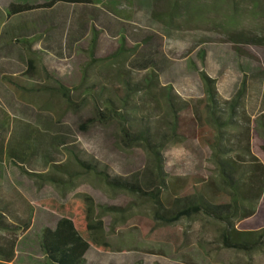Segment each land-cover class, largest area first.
<instances>
[{
	"label": "rangeland",
	"instance_id": "374dc122",
	"mask_svg": "<svg viewBox=\"0 0 264 264\" xmlns=\"http://www.w3.org/2000/svg\"><path fill=\"white\" fill-rule=\"evenodd\" d=\"M168 1L88 0L89 5L85 7L57 4L47 11L39 9L10 17L11 5L42 6L51 0H0V72L3 70L21 77L29 72L30 60L34 59V76H30L37 83L47 82L43 68L47 67L50 74L70 85L73 91L70 97L75 102L71 106L60 94L19 98L0 74V117L7 115L12 121L4 135L6 141L40 138L44 148H50V155L58 164L70 165V157L63 148L56 146L52 150L50 146L53 138L65 136L106 166L110 174L125 179H132L152 168L153 161L143 147L129 148L121 143L116 124L89 122L93 106L81 94L80 74L89 59L84 48L91 44L92 24H96L102 32L96 47L98 57L118 53L123 28L127 30L126 39L130 46L155 36L147 50L162 52L171 61L161 75V89L158 88L152 97L157 116H166L161 98L162 87H172L181 100L201 112L200 103L206 96L200 75L203 70L216 80L223 102L233 99L243 80L236 52L237 41L248 35L264 37V0H181L182 4L186 3L183 12H187L188 20L176 17L170 30L164 18ZM89 12L94 18L87 17ZM154 13L160 14L159 20L154 19ZM45 23L52 24L55 29L45 37L37 36L31 26H45ZM23 35H29V42L33 44L31 49L19 41ZM197 44L202 45L198 47ZM202 48L207 54V68L197 57ZM137 58L138 55H130L119 63L94 64L91 68L92 80L105 83L102 81L107 79V75H114L116 68L131 67L134 72L140 73ZM110 59L115 61L114 57ZM192 62L199 70L192 66ZM254 67L259 68L260 64L254 63ZM142 76L140 74L136 79ZM263 88V79L251 83L246 108L250 130L262 138L264 149V134L256 127V120L264 116ZM200 124L197 118V122L192 123L194 133L189 134L188 131V138L167 146L164 153L167 173L181 178L191 174L216 177L210 150L196 137L202 131L207 132ZM85 125H88L87 129H84ZM45 161L50 160L38 154L28 164L27 170L41 174L51 172ZM0 187L9 196L21 194L33 212L31 227L27 231L5 234L6 240H16L17 264H35L41 258L38 253L41 232L45 227H54L60 218L38 203L45 200L65 203L77 193L89 195L98 206L116 207L123 212L120 215H102L105 251L91 248L87 254L91 263L264 264V247L251 254L224 248L218 225L203 216L163 225L156 219L150 203L125 191L111 189L92 174L80 176L74 179L72 185L59 188L22 173L4 154H0ZM253 208V226L264 227V195Z\"/></svg>",
	"mask_w": 264,
	"mask_h": 264
},
{
	"label": "trees",
	"instance_id": "16d2710c",
	"mask_svg": "<svg viewBox=\"0 0 264 264\" xmlns=\"http://www.w3.org/2000/svg\"><path fill=\"white\" fill-rule=\"evenodd\" d=\"M168 2L164 18L167 19L170 30L173 29L176 17L187 21L188 14L183 12L186 3L182 4L181 0ZM57 4L85 7L89 2L51 0L42 6L11 5L9 16L39 9L47 11ZM89 13L87 17L94 18L93 13ZM154 16V19L159 20L160 14L154 13ZM31 27L35 29L37 36L42 37L55 29L52 24L47 23L45 26L35 24ZM123 31L118 53L98 57L96 47L102 32L97 29L96 24H92L91 44L84 48L89 59L81 69V94L93 106L90 124H116L121 143L129 148L143 147L153 161L152 168L132 179L114 176L106 166L65 136L55 137L50 143L52 150L59 146L70 157V165L58 164L51 157L50 148H44L40 138L7 142L4 135L12 122L7 115L5 118L0 117V154H4L22 173L59 188L72 185L74 179L80 176L92 174L111 189L125 191L150 203L156 219L163 225H174L183 219L203 216L218 225L220 242L224 248L247 254L262 250L264 227L255 228L251 219L255 213V203L264 195V149L261 146L262 138L250 130L246 103L251 83L264 80V37L248 35L237 41L239 46H236V52L243 80L233 99L223 102L217 91L216 80L203 70L200 75L206 96L200 103L201 112L187 101L181 100L172 87H162L161 98L166 115L162 117L157 116L152 97L160 88L163 70L171 61L162 52L147 50L148 45L152 46L155 36L130 46L126 39V28ZM81 37L84 38L85 35L82 34ZM19 41L29 49L33 45L29 42V35H23ZM130 55H138L136 63L140 73L134 72L131 67L116 68L114 75H107V79L102 81L105 83L92 80V65L119 63ZM112 57L115 58L113 62L110 59ZM197 57L207 68V54L203 48L198 51ZM254 63L263 68H255ZM191 64L199 70L196 63ZM34 68V59H31L29 72L21 77L3 70L0 74L19 98L60 94L68 104L74 105L75 102L70 97L73 91L69 84L50 74L47 67L43 68L48 81L37 83L30 76ZM140 74H143L142 78L136 79ZM262 97L264 100V88ZM197 118L207 132L202 131L196 137L210 150V161L215 166L216 177L191 174L181 178L167 173L164 157L167 146L188 138V131L189 134L194 133L192 123L197 122ZM87 127L85 125L84 129ZM256 127L264 134L263 115L256 120ZM38 154L49 158L50 161H45V164L49 165L51 172L41 174L27 170L28 164ZM15 196L5 194L0 187V264H10L16 257V240H6L5 234L27 231L32 223L33 212L28 202L19 193ZM38 205L60 218L54 227L42 230L38 243L41 258L35 264H94L87 258L88 252L91 248L105 251L106 245L102 215L123 213L120 208L98 206L92 197L84 193L75 194L65 203L45 200Z\"/></svg>",
	"mask_w": 264,
	"mask_h": 264
},
{
	"label": "crops",
	"instance_id": "0c3cea01",
	"mask_svg": "<svg viewBox=\"0 0 264 264\" xmlns=\"http://www.w3.org/2000/svg\"><path fill=\"white\" fill-rule=\"evenodd\" d=\"M17 257V256H16ZM16 257H15V260L12 262V263H10V264H17L16 263Z\"/></svg>",
	"mask_w": 264,
	"mask_h": 264
}]
</instances>
